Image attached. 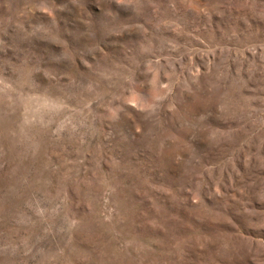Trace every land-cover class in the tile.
Segmentation results:
<instances>
[{"label":"rangeland","instance_id":"rangeland-1","mask_svg":"<svg viewBox=\"0 0 264 264\" xmlns=\"http://www.w3.org/2000/svg\"><path fill=\"white\" fill-rule=\"evenodd\" d=\"M0 264H264V0H0Z\"/></svg>","mask_w":264,"mask_h":264}]
</instances>
